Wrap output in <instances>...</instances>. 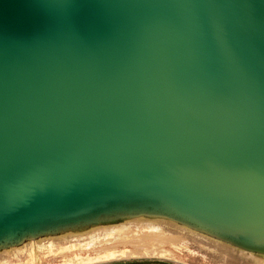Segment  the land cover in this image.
<instances>
[{
	"label": "water",
	"instance_id": "water-1",
	"mask_svg": "<svg viewBox=\"0 0 264 264\" xmlns=\"http://www.w3.org/2000/svg\"><path fill=\"white\" fill-rule=\"evenodd\" d=\"M139 261L264 264V0H0V264Z\"/></svg>",
	"mask_w": 264,
	"mask_h": 264
},
{
	"label": "crops",
	"instance_id": "crops-1",
	"mask_svg": "<svg viewBox=\"0 0 264 264\" xmlns=\"http://www.w3.org/2000/svg\"><path fill=\"white\" fill-rule=\"evenodd\" d=\"M122 264H172V263L161 262V261H139V262H128Z\"/></svg>",
	"mask_w": 264,
	"mask_h": 264
},
{
	"label": "bare ground",
	"instance_id": "bare-ground-1",
	"mask_svg": "<svg viewBox=\"0 0 264 264\" xmlns=\"http://www.w3.org/2000/svg\"><path fill=\"white\" fill-rule=\"evenodd\" d=\"M164 254V253H163ZM166 254V253H165ZM124 254H122V256H123ZM117 256L118 255H116L115 253H112V254H109V255H107L105 258L106 259H104V260H112V259H116L117 258ZM78 262H82L81 260L80 261H78ZM84 263H86V262H93L92 260H88V261H83Z\"/></svg>",
	"mask_w": 264,
	"mask_h": 264
}]
</instances>
